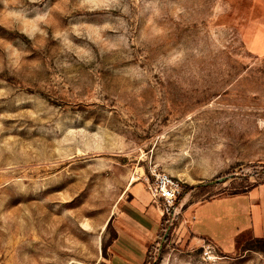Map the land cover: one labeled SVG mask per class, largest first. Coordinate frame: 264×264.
Wrapping results in <instances>:
<instances>
[{"label": "rangeland", "instance_id": "rangeland-1", "mask_svg": "<svg viewBox=\"0 0 264 264\" xmlns=\"http://www.w3.org/2000/svg\"><path fill=\"white\" fill-rule=\"evenodd\" d=\"M262 142L264 0H0V264H105L131 184L167 172L184 210L241 193ZM178 216L144 264H264Z\"/></svg>", "mask_w": 264, "mask_h": 264}, {"label": "crops", "instance_id": "crops-1", "mask_svg": "<svg viewBox=\"0 0 264 264\" xmlns=\"http://www.w3.org/2000/svg\"><path fill=\"white\" fill-rule=\"evenodd\" d=\"M245 161L264 163V142L248 154ZM145 190L142 184H131L128 188L126 199H123L110 223L114 236L103 258L105 264H113L112 250L119 245L122 235L136 241L135 244L140 246L138 252L142 251L137 257L134 251L127 249L133 264H144L150 246L157 242L168 225L169 217L164 214V205L160 202L151 205V196L145 195ZM185 205L181 203L180 212H176L178 217H182L180 230L191 235L190 244L205 241L224 254H230L244 246L242 242L245 238H248L246 241L264 240V182L252 185L241 193L220 195L210 201L193 204L186 210Z\"/></svg>", "mask_w": 264, "mask_h": 264}, {"label": "built area", "instance_id": "built-area-1", "mask_svg": "<svg viewBox=\"0 0 264 264\" xmlns=\"http://www.w3.org/2000/svg\"><path fill=\"white\" fill-rule=\"evenodd\" d=\"M145 185L153 204L162 203L165 210L164 214L171 219L172 223L178 215L176 211L183 199V182L167 172L154 171L151 178L147 177Z\"/></svg>", "mask_w": 264, "mask_h": 264}, {"label": "water", "instance_id": "water-1", "mask_svg": "<svg viewBox=\"0 0 264 264\" xmlns=\"http://www.w3.org/2000/svg\"><path fill=\"white\" fill-rule=\"evenodd\" d=\"M226 180V178H224V179H219V180H217V181H215V182H223V181H225ZM215 182H212L211 184H213V183H215Z\"/></svg>", "mask_w": 264, "mask_h": 264}, {"label": "trees", "instance_id": "trees-1", "mask_svg": "<svg viewBox=\"0 0 264 264\" xmlns=\"http://www.w3.org/2000/svg\"><path fill=\"white\" fill-rule=\"evenodd\" d=\"M255 242L261 243L264 246V240H255Z\"/></svg>", "mask_w": 264, "mask_h": 264}]
</instances>
